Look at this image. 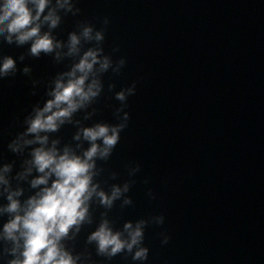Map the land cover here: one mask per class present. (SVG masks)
<instances>
[{
    "label": "water",
    "instance_id": "obj_1",
    "mask_svg": "<svg viewBox=\"0 0 264 264\" xmlns=\"http://www.w3.org/2000/svg\"><path fill=\"white\" fill-rule=\"evenodd\" d=\"M0 264H264V0H0Z\"/></svg>",
    "mask_w": 264,
    "mask_h": 264
}]
</instances>
